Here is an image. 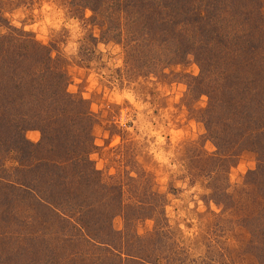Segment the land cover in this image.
I'll return each mask as SVG.
<instances>
[{"label": "rangeland", "instance_id": "374dc122", "mask_svg": "<svg viewBox=\"0 0 264 264\" xmlns=\"http://www.w3.org/2000/svg\"><path fill=\"white\" fill-rule=\"evenodd\" d=\"M129 1L0 0V97L2 82L12 80L8 86L15 88L0 99V203L5 194L2 178L21 175L14 169L23 162L15 149L21 139L40 142V123L59 127L64 120L62 128L69 125L68 114L47 119L43 112L35 114L39 104L21 101L28 93L24 82L17 83L24 80L28 62L36 59L40 76L45 77V69L53 71L48 85L56 93L61 87L88 101L93 115L84 129L91 135L88 157L107 184L115 178L122 188V210L110 220L116 231L112 239L124 238L125 249L142 255L148 264H264V219L258 217L264 215L259 196L264 189L258 188L264 182L257 177L251 189L243 188L260 162L246 134L250 130L243 139V131H224L217 147L204 122L211 88L218 78L224 86L223 78L237 62L230 58L227 64L223 48L211 56L204 39L183 54H172V41L164 36L168 33H159L171 26L156 27V14L146 8L141 18L128 11ZM240 1H249L245 9L261 18H251L259 27L251 36L254 50L235 49L231 55L256 57L264 54V41L259 42L264 0ZM231 18L240 20L242 15ZM189 30L187 47L196 35ZM230 40L235 37L223 38L225 43ZM236 42L241 44L237 40L232 47ZM226 111L224 106L212 116L224 119ZM242 114L238 118L251 119ZM225 146L229 155L224 158L218 153ZM77 179L74 172L69 189L57 184L58 191L93 206L98 194ZM29 200L27 196L13 205L12 213H0V264H137L125 260L124 253L94 249L80 238L65 239L58 231L62 223L52 214L42 216Z\"/></svg>", "mask_w": 264, "mask_h": 264}, {"label": "trees", "instance_id": "16d2710c", "mask_svg": "<svg viewBox=\"0 0 264 264\" xmlns=\"http://www.w3.org/2000/svg\"><path fill=\"white\" fill-rule=\"evenodd\" d=\"M132 3L134 5L130 6ZM247 4L249 1L243 3L240 0H205V2L202 0H130L125 6H128V11L137 12L140 18L144 13L141 12L142 8H146L150 15L151 13L156 14V27L167 24L171 26L159 33H168L164 36L168 41H172V49L174 50L172 54H183L204 39L207 43L204 47L211 49V56L220 55V50L223 48L221 54L227 52V64L231 65L232 62H237L236 68L230 74L223 76L224 78L222 77L225 80L224 86L220 85L219 81L222 79L218 78L211 88L209 107L204 111L207 114L204 122L206 131L213 139L215 138L217 147L223 140L224 131H234L235 134L243 131L239 135L243 139L246 136L244 133L246 129L250 130L246 134L250 135L251 148L258 153L260 161L257 168L259 170L257 172H255L256 170L250 171L247 175L251 177V182L244 183V189H251L254 178L258 177L257 181L264 182V54L260 53L256 57L249 55V57L246 56L242 59H235L231 55L235 49L251 52L256 46L251 36L257 34L259 27L255 25L256 23L251 24V18L254 17L255 20L261 17L257 15V12L251 14V9H245ZM201 5L205 7L202 8ZM124 10L126 11V9ZM238 12L242 15L241 19L238 18L240 20L231 18L233 14H238ZM175 18H179L180 22L174 21ZM224 23L226 27H220ZM218 27H220L219 31ZM253 28H255L254 31ZM189 29H192L196 35H193L191 43L187 47ZM226 36L235 37V40L225 43L223 38ZM262 36H264V32ZM262 36H260L261 40L259 41L261 43L264 41ZM237 40L241 44L236 42V45L232 47V43ZM230 58L231 63L228 62ZM35 60L32 59L28 62L24 80L17 83L24 82L26 84L25 91L28 94L21 101L26 99L29 104L30 102H34L35 105L39 104L38 108L41 109L35 114L43 112L45 116L50 117L47 119H65L64 114H68L69 117L66 116V119H69L67 121L69 125L62 128L64 120L60 121L59 127L40 123L37 126L41 131L40 142L31 143L25 138L21 139L19 146L15 149L19 151L18 158L23 162L14 168L15 172L21 175L15 176L13 179L2 178L5 196H2L0 203L1 215L12 213L13 205L18 206L28 196L31 200H29V204L32 202L35 210L41 211L42 216L52 214L55 219L62 223L58 231H61L65 239L77 241L80 238L81 243L86 242L88 246L91 245L94 249L103 250L104 248L118 256L124 253L125 260L133 259V263L148 264L147 259L142 255L129 253L125 249L124 238L112 239L111 237L112 234H116L110 225L111 217L122 210L119 199L122 188L114 182L115 178L113 183L107 184L103 180L101 172L95 169L88 157L91 135L86 133L84 129L90 127L93 116L88 101L82 97L72 96L61 87L56 93L55 88L52 89L48 85L54 79L53 71L45 69V77L44 74L40 76L34 67L37 61ZM12 82V80H8L6 83H1L5 86L3 87L5 90L0 99L9 97L8 90L15 89L8 86ZM57 84L59 83L57 82ZM3 88L1 89L3 90ZM19 88L20 86L16 87V89ZM30 99L36 100L30 101ZM224 106L227 108L226 117L214 119L212 116L215 114L214 111ZM47 110L51 111L46 112ZM243 112L251 116V119L238 118V115L242 116ZM216 116L222 118V113H218ZM38 118L42 117L39 116ZM72 119H78L77 122L72 123L73 128H71ZM77 124L80 126L78 127ZM218 138L219 142L216 141ZM58 141L61 142L58 143ZM227 147L221 149L218 153L219 156L226 157L229 155ZM37 150L44 153L40 155L38 152L34 153ZM74 172L77 173V181L81 180L85 187H89L94 192V195L98 194L99 201L94 200L93 206L90 205V201L79 203L76 200L72 201L68 193L58 191L59 186L57 184H61L62 187L64 185L66 189H69V179L70 177L74 178ZM262 187L258 186L259 189H264ZM260 191L262 192V190ZM17 193L22 194L18 201L17 196L19 194ZM259 196L262 199L261 203H264V194ZM16 206L14 207L15 210H17ZM76 208H78L77 211ZM71 209L74 211H70ZM260 209H264V206ZM260 215H258L259 219L263 220L262 212ZM105 226L107 230L103 231ZM131 241L136 243L135 240ZM150 262L154 264L152 261Z\"/></svg>", "mask_w": 264, "mask_h": 264}]
</instances>
